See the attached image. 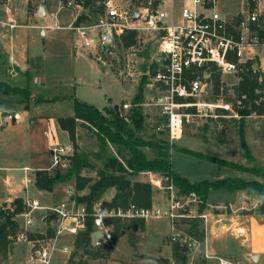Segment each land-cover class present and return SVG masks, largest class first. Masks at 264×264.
<instances>
[{
  "label": "rangeland",
  "instance_id": "rangeland-1",
  "mask_svg": "<svg viewBox=\"0 0 264 264\" xmlns=\"http://www.w3.org/2000/svg\"><path fill=\"white\" fill-rule=\"evenodd\" d=\"M0 1L3 3L7 0ZM114 1L118 4L135 6L138 0ZM145 1L140 0L138 3L143 4ZM244 1L218 0L217 8L226 15L229 12H238L243 8H250L253 6L252 3H255L254 0H248V4H244ZM261 1L264 4V0ZM66 2L67 0H62V3H60V0H46L49 14L46 18L37 22L40 29L29 34L27 49L30 57L31 76L33 80L35 79L34 76L40 77L41 80L38 83L34 82L32 85V90L37 96H35L36 101L31 102L27 114L23 108L24 106L21 107L20 105L19 97L21 98V94H0V110L13 113L14 116L18 113L23 114L21 120L14 118V121L10 120L7 125V121L0 125V158L7 157L9 159L7 162L14 164L16 167L24 165L30 167V171L27 173L29 177L27 182L23 168L0 172V189L12 190L11 195L14 197L24 195L26 193L25 188H27L28 195L31 198L38 199L43 206H54L63 202L64 199H67L68 187L70 186V183L58 184L53 192L42 191L40 193L34 184L33 167L50 166L51 168L48 169L51 172H54L57 168V166L52 167V147L73 145L69 135L60 128L58 118L75 114L76 99L93 104L98 108L132 102L144 74L143 66L147 63L152 64L158 57L157 50L160 43V33L155 29L128 30L117 35L115 45L110 48L105 56L106 61H98L91 57V50L83 47L80 35L75 30L67 27L74 16L83 11L84 6L77 5L76 9H72V7L64 5ZM37 3H39V0H30V10H32V7L36 8ZM61 4L63 6L60 8ZM103 4L105 10L104 1ZM156 4H160L164 8L169 20L176 21L181 19L182 7L189 5L190 0H156ZM53 13H56V17L52 16ZM43 28L47 31L45 35L42 33ZM131 32H135L137 42L126 47L123 43V37ZM261 57L264 58V51ZM260 71L263 72L262 69ZM8 72L11 75L16 74L15 71ZM239 79V74L232 72L224 73L220 79L221 90L223 89L221 95H223L225 102L231 104L235 112H237L235 104L240 103L237 100L236 91ZM149 82L150 76L145 87V103H143V111L147 116L148 126L147 131L144 133L146 138H152L154 132H156L154 123L161 120L159 109L150 104L156 92ZM38 94L41 96H38ZM23 97L25 102H29L32 99V92L30 91L28 96L23 95ZM215 98L216 93L213 87L210 91V99L215 100ZM216 112L217 116L209 119L207 129L199 121L188 123L185 126L183 136L176 139L174 143L178 149L172 150V162L175 169L191 179H218L234 176L239 172L229 167V165L226 166L216 161L186 153L180 150V146L218 158L222 157L230 162L246 166H264V116L253 113L245 117L244 135L254 156V160L251 162L247 159L245 149L241 143V116L233 115V112L226 108L217 109ZM94 131V128L89 124L78 125L77 135L80 150L97 151L99 149L100 142ZM112 150L116 152L114 147H112ZM146 150L150 155L152 154L151 150ZM98 163L100 166L101 161H98ZM64 165H59L60 170L64 169ZM84 174L97 176L96 171L93 169H85ZM3 175H11L10 182H7ZM135 178L149 182V176L143 172ZM63 187L67 188V194ZM75 192L76 190L72 189V194ZM114 193L115 190L110 189L104 198L111 200ZM229 194L228 190L210 191L208 198L210 202H207L203 210V213L209 215L208 221L200 217L202 219L201 228L204 230L203 240L190 237L183 231L185 228L183 219L185 218L176 220L163 217L144 219L145 229L143 231L128 228L116 240L108 244L111 248L108 257L91 259L89 262L90 264H161V260L174 259L173 246L175 241L173 238L176 236L179 242L187 243L188 264H204V260H207L208 264H213L214 261L218 264L216 257L207 256V228L210 230V219L212 217H220L221 215L229 217L230 214L236 215L239 213L235 208L240 206L237 207L233 204V207L228 206L225 208L224 205H229V202H218L226 199ZM169 196L170 193L167 189H161L153 185L152 204L165 203L168 201ZM256 197H247L249 202L245 203V206L246 209L252 210L254 208L260 213L259 201H256ZM199 204L193 205V208L198 212L201 206ZM236 211L238 212L236 213ZM48 213V210L35 213L34 225L36 224L37 228L48 229L49 224L46 220ZM193 217L196 216L186 218ZM20 223L22 225L21 220ZM52 224L54 227L56 221ZM30 228L28 229L29 232L31 231ZM73 241V236L65 232L59 239L58 245L59 247L64 244L72 246L74 245ZM93 244L97 246V244ZM227 244H229L228 248L219 251V257H227L233 261H239L240 259L242 264H264V262L246 260L242 255L235 252L236 248L233 243ZM33 248L31 241L16 240L5 262H16L22 259L25 262L24 264H30L28 262L30 257L28 258V256L30 252L32 253ZM66 257L67 254L57 253L54 264H62ZM78 258V256H75L70 262L72 263L73 259L77 260ZM36 264L41 263L36 262Z\"/></svg>",
  "mask_w": 264,
  "mask_h": 264
},
{
  "label": "built area",
  "instance_id": "built-area-1",
  "mask_svg": "<svg viewBox=\"0 0 264 264\" xmlns=\"http://www.w3.org/2000/svg\"><path fill=\"white\" fill-rule=\"evenodd\" d=\"M254 1L250 8L224 15L217 8L218 0H190L189 5L182 7L181 19L172 21L168 19L164 8L156 4V0H146L143 4L136 3L135 6L105 0V10L99 12L95 19L77 23L75 18L68 27L80 35L83 47L91 50V57L101 62L106 61L105 56L115 45L118 34L128 30L159 31L158 57L152 62L153 73L150 69L147 71L150 75L149 84L156 92L150 104L155 105L161 115V120L156 122L155 131L163 132L172 146L176 139L183 136L188 123L194 121L205 123L217 116V109H230L233 115L239 116L231 104L225 102L221 95L223 89L216 95L215 100L210 99V91L214 87L213 75L216 72L220 73L221 77L229 72L239 74L247 62L253 61L255 64L258 61L257 68L263 70L260 81L264 85V58L261 57L264 51V4L261 0ZM64 5L76 7L83 4L78 0H67ZM62 6L63 4L60 8ZM136 8L140 12V18L135 20ZM145 17H148V20H145ZM120 107L127 113L132 107V102H125ZM14 118L13 113L1 112L0 125ZM73 152V145L52 147V167L66 164L65 157ZM23 170L27 182L30 168L24 167ZM143 173L149 176L148 181L152 185L168 190L170 193L168 201L151 206L130 202L128 205L117 207L104 205L102 201L95 203L92 212L95 223L93 243L99 245L113 242L112 225L106 221L110 218L148 220L163 217L176 220L195 215L208 221V214L200 213L193 208V205L203 203L199 195L194 192L181 193L172 180L156 172ZM68 194L73 195L72 189L68 190ZM24 202L26 209L19 214V219L23 220L22 231L13 238L15 241L33 243L34 248L29 262L54 264V258L59 251L67 254L62 264H72L70 260L73 258L76 238L72 246L64 244L59 247L58 243L65 232L76 237L85 227L88 215L85 205L76 204L68 197L60 204L43 206L39 200L31 198L28 194L24 197ZM228 206L233 207V204L224 205L225 208ZM0 208L5 209L4 205ZM235 209L233 208L234 211ZM42 210H48L56 215L55 234L48 239L31 240L28 237V229L35 223V213ZM99 230L103 234L102 242L96 238V232ZM176 239L178 237L174 236L173 240ZM207 256L216 257L218 264H241L238 260L208 254ZM6 264L20 262L10 261Z\"/></svg>",
  "mask_w": 264,
  "mask_h": 264
},
{
  "label": "trees",
  "instance_id": "trees-1",
  "mask_svg": "<svg viewBox=\"0 0 264 264\" xmlns=\"http://www.w3.org/2000/svg\"><path fill=\"white\" fill-rule=\"evenodd\" d=\"M103 1L105 0H78L79 3L83 4L84 9L77 17V23L88 21L91 12L96 14L102 12L104 10ZM87 8H90L89 13ZM136 42L135 32L123 37V43L126 47ZM147 64L143 66V77L132 101V107L127 113L117 104L98 108L93 104L76 99L75 114L58 118L61 129L68 133L73 143V154L65 157L66 164L63 170H60V166H57L54 172L49 169L34 171V183L40 190L53 191L60 183L73 182L72 189L76 190L73 194L75 203L83 204L86 207L88 215L86 216L85 227L77 234L75 250L72 254L73 258L75 256L79 258L77 260L73 259V264H90L91 259L106 258L110 253L111 248L107 243L97 246L93 244L92 233L95 231V223L92 212L95 203L102 201L104 205L111 207L125 206L130 202H135L141 206H151L153 202V185L150 182L135 178L144 171L156 172L167 177L174 182L183 194L194 192L199 195L203 201L199 207L200 213L203 212L207 204L211 190H228L232 192L246 190L258 197L259 212L264 214V180L247 179L242 175H237L191 181L173 168L172 150L178 149L176 144L171 146L163 132H154L152 138L144 136L148 126L142 103L145 102V87L150 76L147 71L150 69V72L153 73L154 70V63ZM260 74V69L254 67L253 61L247 62L239 72L240 79L236 86L237 100L240 103H236L235 108L242 121L241 143L245 149L247 159L251 162L254 160V156L245 139L244 121L245 117L253 113L264 114V91ZM220 79V73L216 72L213 75L216 95L221 92ZM29 87V81L25 86L0 81V92L3 94L28 96L30 94ZM208 122L209 120L202 124L205 129L208 128ZM80 124H89L94 128L100 142L97 151L80 150L77 135V127ZM155 125L156 123H154V128ZM204 137L206 138V136ZM112 147L116 152L112 150ZM146 149L151 150L152 154L150 155ZM180 150L264 178V166H246L187 148L180 147ZM98 161H101L100 166ZM85 169L95 170L97 176L84 174ZM110 189H114L115 193L111 200H106L104 196ZM4 207L5 209L0 208V264L7 263L5 259L13 248L15 241L13 237L22 231L19 214L26 209L24 197L15 198L10 208L7 207V204ZM55 218L56 215L49 212L46 216L49 224L46 233L29 232V239L41 240L53 236L55 228L52 222ZM106 221L112 225L113 240H116L128 228L141 231L145 229V220L140 218L126 221L110 218ZM183 221L185 224L183 231L188 236L203 240L204 230L201 228L202 219L199 216L185 218ZM174 241V259L172 261L164 259L161 260V263L188 264L187 255H184L183 252V244L187 245V243L179 242L178 239ZM204 264H206L205 260Z\"/></svg>",
  "mask_w": 264,
  "mask_h": 264
},
{
  "label": "crops",
  "instance_id": "crops-1",
  "mask_svg": "<svg viewBox=\"0 0 264 264\" xmlns=\"http://www.w3.org/2000/svg\"><path fill=\"white\" fill-rule=\"evenodd\" d=\"M29 1L30 0H7L4 1L3 3L0 1V81H5L10 84L19 85V86H25L29 81L30 84L29 88L30 91L32 92V99H30L29 102H25L24 101L25 98L23 97L22 94L20 95L21 98L19 97L20 105L21 107L24 106L23 108L26 114L29 111L28 109L30 108L31 102L36 101L35 96H37V94L33 92L32 85L34 82L38 83L41 80V78L38 76H34L35 79L33 80V77L31 76V67L29 65L30 57L27 49L29 46V34L34 30L40 29V25L37 22H39V20L46 18L49 14L46 7V0H39V3H37V7L36 8L32 7V10H30L29 8L30 6ZM244 4H248V0H245ZM41 7H44L45 9V16L39 15ZM76 7H72V9H76ZM87 12L88 13L90 12V8H87ZM97 14L95 12H91L89 16L90 18L89 20L95 19ZM52 16L56 17V13H53ZM78 16L79 14L77 13V15L74 16L73 20ZM13 24L15 26L11 27V25ZM42 33L45 35L47 34V31H45V29L43 28ZM8 71H12V72L15 71L16 74L14 75L13 73V75H11L9 74L10 72ZM0 94L9 95V94H3L1 92ZM38 96L41 95L38 94ZM1 112H5V111L0 110V113ZM15 118L16 120H21L23 118V114L18 113L16 114ZM8 122L9 121H7L6 125L8 124ZM183 147L188 148L185 146ZM190 150H194V149H190ZM7 161H9V159H7V157L5 156L0 158V172L2 171L6 172L7 170H14L15 168L17 169H22L24 167L30 168L29 165L16 167L14 164H11ZM229 167L236 169L235 167L232 166ZM48 168H50V166L33 167L34 171L38 169H48ZM173 168L176 172L187 177L191 181L201 180V179H191L181 171L175 169L174 165ZM236 170L241 173L238 172L234 176L242 175L247 179L264 180L262 177L254 175L252 173L242 172L238 169ZM3 176H5L4 178L7 182H10L11 175H3ZM68 183H70L71 186V187L69 186L68 189H72L74 183L73 182H68ZM60 184L65 185L67 183H60ZM63 188L65 193L67 194V188L66 187ZM25 190L26 193L22 195V197H25L28 194L27 193L28 189L25 188ZM11 191L12 190L9 191L3 188L0 189V206H3L5 204H7L8 206L9 203H11L12 206L13 200L19 197V196L13 197L11 195ZM42 191H46V190L39 189L40 193ZM229 192L230 194L226 196V199H223L222 201H218V202H229L235 204L237 207L240 206L237 208L239 213H237L238 211H236L237 213L236 215L230 214L229 217L225 215H221L220 217H212L210 219L211 220L210 230L207 228V242H208L207 253L209 256H219L220 255L219 251H223V249L228 248L229 244L227 243H231V244L233 243L235 245L236 248L235 252H237V254L242 255L246 260L249 259L251 262H256L252 260V257L254 255L260 254L261 259L259 262L263 263L264 262V215L258 213L254 208H252V210L246 209L245 206L246 205L245 203L249 202L247 200V197L249 196L256 197V196L250 194L246 190H239L236 192L229 191ZM68 195L67 198L70 197ZM208 201L209 199L207 200V202ZM256 201L257 202L259 201L257 197H256ZM211 203H217V202H211ZM20 220L23 224V220L22 219ZM146 225H147V221H146ZM30 227H29L31 230L30 232L46 233L47 230L46 228L44 229L37 228L36 224L35 225L33 224ZM76 237L73 236V238ZM235 252L233 253L236 254ZM30 253L28 258L31 255ZM57 253H60L62 255L64 254L59 251ZM224 258L228 259L227 257ZM169 260L172 261V259ZM18 262L21 263L24 262V260L20 259L18 260ZM161 264H170V263H161ZM206 264H208L207 260H206ZM213 264H216L215 261L213 262Z\"/></svg>",
  "mask_w": 264,
  "mask_h": 264
},
{
  "label": "water",
  "instance_id": "water-1",
  "mask_svg": "<svg viewBox=\"0 0 264 264\" xmlns=\"http://www.w3.org/2000/svg\"><path fill=\"white\" fill-rule=\"evenodd\" d=\"M39 15L45 16V9H44V7H41L40 12H39ZM139 18H140V12H139L138 8H136L134 10V19L136 20V19H139ZM144 19L145 20H148V17H145ZM258 66H259V62L256 61L255 64H254V67L257 68ZM69 199L73 201L74 200V196L73 195H70ZM7 207L10 208L11 207V203H9ZM96 238H97L98 241H101V242L103 241V234H102V231L101 230H99V231L96 232ZM187 248H188V246L185 245V244H183V252H184V255H186ZM260 259H261V255L260 254L254 255L252 257V260H254L256 262L260 261ZM20 264H22V263H20Z\"/></svg>",
  "mask_w": 264,
  "mask_h": 264
}]
</instances>
